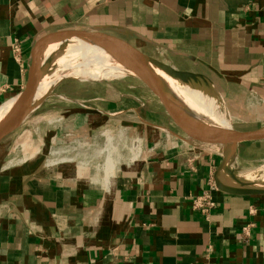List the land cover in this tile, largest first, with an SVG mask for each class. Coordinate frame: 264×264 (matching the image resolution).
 Returning a JSON list of instances; mask_svg holds the SVG:
<instances>
[{"label":"crops","instance_id":"0c3cea01","mask_svg":"<svg viewBox=\"0 0 264 264\" xmlns=\"http://www.w3.org/2000/svg\"><path fill=\"white\" fill-rule=\"evenodd\" d=\"M102 26L122 29L120 37L145 55L200 76L207 89L193 94L215 119L234 128L264 125V0H0V106L23 89L33 41ZM14 39L19 60L10 53ZM121 99L96 98L109 108L85 105L88 112L66 107L67 120L46 121L50 129L34 123L30 133L10 139L18 130L0 144V264H264V195L217 190L215 150L159 129L177 133L159 105L121 106ZM114 124L133 127L155 149L121 169L108 191L89 182V169L43 166L49 139ZM42 142L44 152L20 161ZM212 187L215 208L204 217L191 198Z\"/></svg>","mask_w":264,"mask_h":264},{"label":"water","instance_id":"95a60500","mask_svg":"<svg viewBox=\"0 0 264 264\" xmlns=\"http://www.w3.org/2000/svg\"><path fill=\"white\" fill-rule=\"evenodd\" d=\"M123 33L122 29L113 26L65 29L33 41L27 56V76L23 89L0 106L3 109L0 114V144L21 129L50 98L89 109L75 99L54 92L60 83L80 80L62 78L43 89L36 69L40 57L49 52L65 50L66 46L76 41L107 57L119 67L123 74L121 77L133 78L148 90L177 133L159 129L190 145L207 146L220 155L221 161L213 175L217 190L234 195L263 196L264 182L245 180L232 169V164L241 146L264 143V125L253 130H236L232 125L220 126L204 115H197L177 99L171 86L187 87L201 92L207 89L205 81L200 76L177 71L145 55L121 38L120 34ZM231 183H237L240 187Z\"/></svg>","mask_w":264,"mask_h":264},{"label":"built area","instance_id":"2783aa9c","mask_svg":"<svg viewBox=\"0 0 264 264\" xmlns=\"http://www.w3.org/2000/svg\"><path fill=\"white\" fill-rule=\"evenodd\" d=\"M10 53L19 60L21 46L17 39L10 43ZM45 148L41 146L33 149L22 162L36 158ZM154 147L145 148L142 135L135 133L134 128L124 124L104 125L90 131L87 135L64 134L61 141L55 137L49 139L43 166L48 169L62 165L89 169L92 172L89 182L99 184L100 188L108 191L111 180L123 168H129L142 162L154 151ZM28 155L30 158H28ZM215 188L191 198V209L202 216H209L215 208L212 192ZM250 236V225L242 229L241 239Z\"/></svg>","mask_w":264,"mask_h":264},{"label":"rangeland","instance_id":"374dc122","mask_svg":"<svg viewBox=\"0 0 264 264\" xmlns=\"http://www.w3.org/2000/svg\"><path fill=\"white\" fill-rule=\"evenodd\" d=\"M120 78V79H119ZM56 93H61L67 97L75 99L77 101H85L82 103L84 105H93L98 109L109 108L104 101H95L96 98H107V97H117L120 96L122 99L121 103L125 105H144L145 108L157 110L158 103L154 97L148 92L147 89L143 87L141 83L130 77H117L106 80L99 81H65L60 83L54 90ZM108 92H112L111 95H108ZM210 97V96H209ZM212 98V97H211ZM215 104L217 105V101ZM119 106V105H118ZM70 107L71 109L76 108L78 111L88 112L85 109L72 105L70 103H65L60 101L57 98H50L44 102V104L38 108V110L26 121L17 134H14L10 139H15L20 133L29 131V126L38 123L37 126L40 129H44L50 126H46L44 123L46 121L53 122L58 118L67 120L71 115L70 113H65L62 109ZM69 108V109H70ZM94 114V113H89ZM224 117L225 111L217 109V116ZM98 117V116H96ZM99 118V117H98ZM226 118V117H225ZM158 119V118H157ZM162 119V118H161ZM39 121H44L39 124ZM66 122V121H65ZM231 122V121H230ZM61 125V124H59ZM53 126H55L53 122ZM259 126L258 124H251L250 126H236V130H251ZM45 150H43L44 152ZM24 154V153H22ZM26 156V155H24ZM239 167L238 170H235L237 174L244 177L247 181H259L264 179V143L261 144H251L243 145L239 150L238 158ZM21 161V160H20ZM234 169V168H232ZM260 170V171H259ZM262 175V176H261Z\"/></svg>","mask_w":264,"mask_h":264},{"label":"bare ground","instance_id":"6f19581e","mask_svg":"<svg viewBox=\"0 0 264 264\" xmlns=\"http://www.w3.org/2000/svg\"><path fill=\"white\" fill-rule=\"evenodd\" d=\"M36 69L41 78V88L43 89H47L54 81L62 78L99 81L123 76L119 67L112 61L81 42H71L65 50L45 54L38 59ZM171 87L177 99L197 115H204L220 126L228 127L230 125L228 121L217 120L207 112L197 101L191 88L176 85ZM2 112L3 109H0V114ZM262 173H264V169H262ZM259 182L263 183L264 179ZM231 185L240 187L237 183H231Z\"/></svg>","mask_w":264,"mask_h":264}]
</instances>
